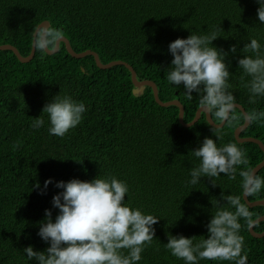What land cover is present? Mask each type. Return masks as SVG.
<instances>
[{"label": "trees", "instance_id": "obj_1", "mask_svg": "<svg viewBox=\"0 0 264 264\" xmlns=\"http://www.w3.org/2000/svg\"><path fill=\"white\" fill-rule=\"evenodd\" d=\"M258 7L256 0H0V44H11L28 56L34 31L46 20L62 30L74 51L92 49L102 63L123 60L138 80L154 81L159 98H177L189 122L200 106V94L193 92L189 100L183 85L167 80L173 58L169 44L192 33L209 34L217 26L221 36L212 46L228 53L229 90L236 103L246 112L264 111V96L249 103L238 65L241 49L251 39H257L264 51ZM232 45L235 53L229 51ZM134 88L126 66L99 68L91 54L71 56L64 42L52 54L35 49L28 62L9 49L0 50V264H38L23 250L32 246L44 251L49 246L38 232L46 209L53 221L59 212L52 204L53 195L63 191L55 186L58 181L114 176L127 183L125 203L159 218L152 245L145 247L138 264H185L166 249L170 235L193 237L194 243L207 238L215 200L224 203L221 193L240 195L246 204L239 175L231 180L221 174L214 178L215 186L209 177H201L196 185L188 183L192 168L200 163L192 151L205 137L215 140L217 130L222 133L217 144L237 143L250 167L263 159L258 144L238 142L234 136L245 120L243 112L236 108L234 114L240 118L220 128L210 125L201 112L198 121L186 127L176 105H159L150 86L139 93ZM56 95L70 96L87 109L81 123L64 137L49 133L47 114L41 112ZM39 115L44 126L34 129L31 125ZM240 136H253L264 144V121L249 123ZM256 175L264 177V166ZM37 182L39 188L34 187ZM248 199H264V189ZM248 208L253 219L264 214V205ZM240 223L247 264H264V236L254 237L243 219ZM254 230L262 232L264 220L255 223Z\"/></svg>", "mask_w": 264, "mask_h": 264}, {"label": "clouds", "instance_id": "obj_2", "mask_svg": "<svg viewBox=\"0 0 264 264\" xmlns=\"http://www.w3.org/2000/svg\"><path fill=\"white\" fill-rule=\"evenodd\" d=\"M259 4L257 16L264 22V0ZM222 30L219 26L206 35L190 34L187 38H176L169 44L172 60L167 80L176 86L183 85L185 96L191 100L192 93L200 94L199 104L205 113L214 115L220 124H231L240 117L235 115L236 97L229 89L230 72L225 62L227 52L212 46ZM64 37L61 29L39 25L33 34V46L45 53L55 48ZM229 51L236 52V45ZM238 59L243 75L242 86L247 88L249 103H256L257 97L264 96V51L255 38L245 43ZM43 58V57H41ZM245 77H249L245 81ZM87 111L82 102L74 101L70 96H55L46 103L42 111L47 114L51 135L64 137L77 127ZM247 122L264 121V111L252 110L244 114ZM45 120L37 116L32 123L34 129L44 126ZM216 139L205 137L201 146L193 150L200 159L197 167L190 172L191 185L200 183L201 177H209L213 186L214 178L221 174L235 180L241 178V188L248 196L258 195L264 189V177L256 175L249 166L245 150L237 143L218 145L222 133L213 132ZM19 147V145H14ZM79 162H82L81 160ZM51 180H45L46 189ZM62 188L52 197L53 207L59 209L55 220L51 210H45V219L40 223L38 235L49 243L44 251H35L32 246L24 248L29 260L38 264H138L145 247L154 240L158 217L145 214L139 208L125 203L128 193L126 182L114 176H97L91 181L77 178L58 181L55 185ZM39 188L40 185L34 186ZM215 200L216 211L207 225V238L194 243L193 237L183 235L168 237L165 244L171 254L185 264H198L199 260L247 264L244 252V237L240 235L243 219L247 227L254 225V213L242 202L240 195H224ZM127 253L125 254V251Z\"/></svg>", "mask_w": 264, "mask_h": 264}, {"label": "water", "instance_id": "obj_3", "mask_svg": "<svg viewBox=\"0 0 264 264\" xmlns=\"http://www.w3.org/2000/svg\"><path fill=\"white\" fill-rule=\"evenodd\" d=\"M47 23H49V22L44 20L40 24H38V26L41 25V24L42 25H47ZM37 27H36V29H37ZM36 29H35V31H36ZM61 40H62L61 42H64L67 52L71 56H73L74 58H82V57H84L86 55H90L91 54V55L94 56V59H95V62L97 64V66L99 68H102V69L109 68V67H111L113 65H116V64H121V65L126 66L129 69V71H130L131 81H132L133 85L135 86L133 91L135 93H139V92H141V90H142V88L144 86H150L151 89H152V92H153L154 99L159 105H161V106L176 105L178 107V119H179L180 123L183 126L189 127V126L193 125L194 123H196L198 121L199 117H200L201 112H203L205 114L206 120L209 122L210 125H212L214 127H218V128H220V127H222L224 125V124H220V122L213 121L211 115L207 114L203 110H201L200 106L195 111V115H194L193 119L190 120L189 122H185L184 119H183L184 107H183L182 103L177 98L171 99V100H167V101H162L159 98L158 88H157L156 83L154 81H152V80H149V79L138 80L136 78L135 70L127 62H125L123 60H113V61H110V62H107V63H102L100 61V59H99L98 54L94 50L87 49V50H84V51L76 52V51H74L72 49V47L70 45V42H69V40L66 37H62ZM59 44L55 48L48 49V50L46 49V53L47 54H52V53L57 52V50L59 49ZM3 49H9V50L13 51L14 54L16 55V57L21 62H28V61H30L33 58L36 48L33 46V42H32V47H31L30 54L28 56H26V57L22 56L20 54V52L18 51V49L15 46L11 45V44H0V50H3ZM236 104H237V108H239L243 112V114L247 113L245 111L244 107L241 104H239V103H236ZM248 125H249V122L244 120V122L241 125H239L234 130V136H235L236 140L238 142H247V141L254 142V143L259 145V147L261 148V150L264 153V144L258 138L253 137V136H245V137L244 136L243 137L240 136L241 131L244 130ZM263 166H264V156H263V159L258 164H256L253 167L255 173H257V171L260 168H262ZM242 196H243V199H244V201L246 202V204L248 206L264 205V199H258V200L250 201L248 199V195L244 194V192H243ZM263 220H264V214H262V215L258 216L257 218H255L254 219V224L259 222V221H263ZM249 231L254 237L260 238V237L264 236V230L262 232H257V231L254 230V225L249 228Z\"/></svg>", "mask_w": 264, "mask_h": 264}]
</instances>
